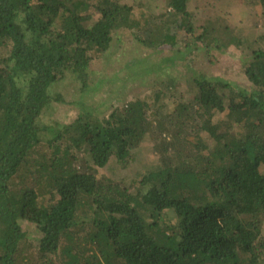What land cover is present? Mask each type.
<instances>
[{"label": "trees", "instance_id": "16d2710c", "mask_svg": "<svg viewBox=\"0 0 264 264\" xmlns=\"http://www.w3.org/2000/svg\"><path fill=\"white\" fill-rule=\"evenodd\" d=\"M190 3L137 19L144 4L123 0H0V264H264V33L232 42L244 86L192 74L186 58L230 46L210 26L181 50ZM120 30L148 55L170 48L175 74L100 117L82 93ZM73 102L69 124L48 115ZM143 142L157 164L131 189L100 173L112 158L126 168Z\"/></svg>", "mask_w": 264, "mask_h": 264}, {"label": "rangeland", "instance_id": "374dc122", "mask_svg": "<svg viewBox=\"0 0 264 264\" xmlns=\"http://www.w3.org/2000/svg\"><path fill=\"white\" fill-rule=\"evenodd\" d=\"M123 2L129 5L144 4L142 8L135 5L133 7L134 18L141 19L140 17H147L145 14L147 13V6H151V12L154 14L162 13L167 0H123ZM188 12L190 14V24L188 25L190 31L184 30L181 33L184 37L180 43V48L184 53L189 54L200 48L197 43L190 45L188 43L185 46L184 40L192 37L189 33L198 34L203 28L210 26L215 27L222 34H226L230 48L226 51L221 47L216 50V46L213 44L211 50H216V53H223L222 56L201 51L195 55L194 64H189L190 57H188L183 66H187L192 74L196 72L208 74V76L215 74L224 80L244 86L246 83L243 73L244 61L232 42L236 39L250 41L255 39L257 34L264 33V15L258 1L191 0ZM138 36L143 37L142 32H138ZM229 38L231 39L229 40ZM110 50V55L105 54L100 59L92 61L89 67V88L82 93L90 110H94V113L100 117L108 116L112 106L128 103L134 97L147 96L151 89L156 90V81L152 80L153 77L167 79L172 78L175 74L176 63L173 64L169 59L173 53L170 48H161L158 53L148 55L147 51H143L134 41L129 30H120L115 33V40ZM135 57L144 60L145 65L149 66L150 73L148 76H138L145 66H142L143 62L136 63V59H133ZM166 58L170 61H166ZM181 59L182 56L179 57L178 61ZM138 71L140 73L137 74ZM98 80L100 82H97ZM65 83L70 91L75 93L73 96L78 99V102L82 103L83 97L81 95V98L79 94L82 90L81 84L74 76L67 77ZM81 103L78 105L73 102V104L70 103L71 105H56V107L52 105L47 110L48 115L62 124H69L78 113L79 107L81 108L83 104ZM150 148V143L143 142L134 152L135 160L126 168H118L116 160L112 158L100 173L123 178L124 185L131 189L132 182L141 175L142 171L151 170L157 164V159L151 154ZM21 226L35 244L39 236L33 230L34 226L24 222L21 223Z\"/></svg>", "mask_w": 264, "mask_h": 264}]
</instances>
